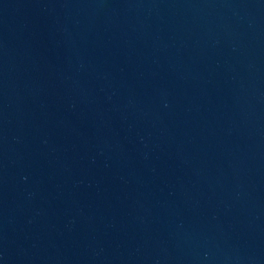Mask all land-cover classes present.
<instances>
[{
	"label": "water",
	"instance_id": "95a60500",
	"mask_svg": "<svg viewBox=\"0 0 264 264\" xmlns=\"http://www.w3.org/2000/svg\"><path fill=\"white\" fill-rule=\"evenodd\" d=\"M0 264H264V0H0Z\"/></svg>",
	"mask_w": 264,
	"mask_h": 264
}]
</instances>
